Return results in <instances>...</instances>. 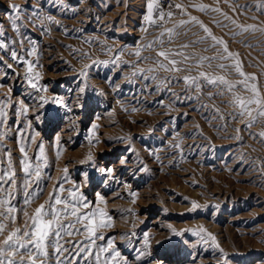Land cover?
Here are the masks:
<instances>
[{"label":"rangeland","instance_id":"374dc122","mask_svg":"<svg viewBox=\"0 0 264 264\" xmlns=\"http://www.w3.org/2000/svg\"><path fill=\"white\" fill-rule=\"evenodd\" d=\"M257 3L264 0H239V3L159 0V8L153 11L156 24L148 25L143 19L146 0H0V23L5 28L0 42L6 44L0 50V101L10 98L12 102L7 107L6 136L0 138V145L5 147L0 151L11 150L16 176L22 177L21 137L17 129L27 126L25 139L35 137L28 157L34 162L37 148L43 143L49 163L44 171L53 177L50 184L45 181L47 192L28 209L29 213L48 200V194L67 169L71 182L64 187L71 189L79 185L80 192L93 205L81 211L97 210L110 218L111 226L97 233L105 240H98L97 244L104 245L112 238L114 243L109 253L117 250L120 256L111 264H264V141L250 135L264 131V118L246 130L249 118L237 121L230 116L238 111L228 106L231 94L225 92L219 97L218 90L211 86L202 87L201 92L187 91L182 82L186 75L206 72L225 77L239 89L243 78L234 67L239 62L245 74L257 78L264 96V31L237 35L240 32L237 25L264 29V15L255 7L243 11L245 5ZM11 4L27 10L23 23L18 22L19 32L8 19ZM32 9L39 15V19L33 18L34 23L28 20ZM160 11L171 13V19L159 20ZM48 16L56 23L45 19ZM193 17L218 40L222 39L236 59L221 60L226 56L223 46L213 47L214 41L200 24L191 22ZM182 21L184 26L175 28ZM170 29L179 33L174 42L169 44L165 35L163 48L158 44L155 48L179 51L188 44L191 47L183 49L186 55L215 56L217 62L210 68L205 62L203 67L191 68L190 72L173 73L160 70L153 63L154 59L165 64L168 61L152 49L141 52L139 59L148 58L144 63L130 55ZM199 40L205 42L197 46L195 42ZM33 45L36 55L29 56L27 53ZM106 48L114 51L105 54ZM120 49L127 51L120 57L119 65H114L111 61ZM13 50L37 65L34 73L39 74V84L47 87L42 93L45 98L49 101L62 98L71 105L70 112L51 103L43 109L35 107L32 101L35 90L24 79L25 66H18L9 57ZM170 59L181 61L183 57ZM95 60L109 63L88 69L91 87L86 90L83 107H78L75 98L82 86L79 73ZM196 63L197 59H190L177 67L186 69ZM220 63L225 65V70H220ZM134 64L138 69H157L152 75L161 79H176L160 87L159 79L149 83L133 75L136 70L129 65ZM177 80L181 82L176 83ZM99 92L104 95H98ZM237 95L249 98L252 94L241 90ZM20 101L30 105L27 115L14 114ZM134 108L137 111L133 112ZM38 113L43 115L35 119ZM93 124L98 126L99 142L95 147L88 140ZM181 140L182 158L171 148ZM130 145L135 154L129 150ZM58 146L63 149L59 156ZM90 153L92 161L88 160ZM137 155L148 171L139 170ZM122 158L128 163L121 164ZM109 167L114 169V175L105 178L98 169ZM191 201L201 207L192 210ZM17 226H21L19 219ZM172 229L182 235H172ZM201 229L205 230L202 236L210 233L215 237L219 248L211 240L205 244L192 234ZM145 234L149 238L148 247L143 243ZM220 249L227 254V262L221 258Z\"/></svg>","mask_w":264,"mask_h":264},{"label":"snow or ice","instance_id":"6c2138e0","mask_svg":"<svg viewBox=\"0 0 264 264\" xmlns=\"http://www.w3.org/2000/svg\"><path fill=\"white\" fill-rule=\"evenodd\" d=\"M236 3H239V0H235ZM10 15L8 19L10 21L11 27L19 32L20 23H23V16L26 13V9L21 8L19 5L11 4L10 6ZM176 8H181V5H174ZM250 7H255V9L261 14L264 15V3H257L254 6L245 5L243 11H247ZM159 8V0H146V14L143 16V19L148 25H155L156 20L153 19L154 9ZM200 11H207L204 8L198 9ZM211 11H219V9H211ZM235 11V9H234ZM31 15L28 17L29 22L34 23V17L39 19V15L36 9L31 10ZM172 14H165L163 11H160L158 14V19L164 21L166 18L171 19ZM230 19L229 17H225ZM255 19V17H251ZM48 21L56 23L51 16L46 17ZM20 22V23H18ZM191 22L200 24L203 31L208 34L209 37L214 41L213 47L223 46L226 56L221 57L223 59H236L230 52H228L227 45L224 41L218 40L215 36L212 35L210 29L204 26L201 22L197 21L194 17L191 19ZM185 22H181L176 25L175 28H180L184 26ZM235 24V21H232ZM58 27H62L57 25ZM163 27V24L159 25ZM219 26V24H217ZM240 28V32L237 35L243 34V32L250 31H264V29L257 28L256 26L250 25L244 27L242 25H237ZM63 30V29H62ZM147 30L146 28L144 29ZM5 35V28L3 23H0V37ZM168 36V43L171 44L174 42V38L179 35L175 29L166 30L162 32L160 37L154 40L151 44L145 46L144 49H139L130 55H134L138 58L139 63H144L148 58L139 59L141 57V52L148 49H152L157 52L158 57H162L164 60L168 61V64H165L160 59H154L153 63L158 65V68L167 72H181L189 71L191 68H200L203 67L205 62L210 68L212 63L217 62V57H195L188 56L184 53L183 49L191 47V45L184 44L181 46L179 51H164L159 50L154 47V45H160L163 48L165 43L163 37ZM87 42V41H86ZM205 42L204 40L196 41L198 46L200 43ZM23 41H21V44ZM90 43V42H89ZM6 44L0 42V50H4ZM211 49H206L205 51H210ZM114 50L111 48H106L105 54H111ZM127 49H120L116 52V55L113 57L111 63L114 65H119L120 57L124 55ZM29 56L36 55L35 45L27 53ZM86 58L91 59L88 54H85ZM171 56H182L183 60L177 61L170 59ZM10 59H12L18 66L24 65L26 70V75L24 77L25 81L29 86L35 90L32 101L35 107L43 109L49 103L54 105H59L60 107L71 111V105L65 103L62 98H54L51 101L45 98L42 94L47 91L46 86H41L39 84V74L34 73L36 64L31 60L25 59L23 56H20L16 51H11L9 53ZM190 59H197L196 64L188 65V67L180 68L177 67L178 64L184 63L187 64V61ZM108 61H93V65H86L85 69L79 73V79L81 81V87L78 89L80 93L75 99L77 101L78 107H83L84 96L86 90L91 87L88 83L89 73L88 69L98 64H108ZM126 63V62H125ZM171 65V67H169ZM220 70H225V65L220 63ZM11 67V65H9ZM133 68V75L139 76L141 79L147 80L149 83L156 80H160V87H163L167 84L173 83L175 77L163 78L152 73L156 72L157 69H138V65H129ZM238 74L243 78V84L241 88H237V85L230 83L223 76H214L206 72H199L197 75H186L182 78V82L186 85L187 91L201 92L202 87L211 86L214 91H217V96L222 97L225 92L231 94L232 100L229 103V107L238 109L237 112L230 114L231 118L234 120H241L245 117L249 118V122L245 125L246 130L251 129L252 127L260 123L261 118H264V96L261 95L260 89L256 82V77L245 74L242 71L241 65L237 62L234 65ZM203 81V84L201 83ZM181 81L177 80L176 83ZM245 91L251 93V97L244 98L237 95L238 91ZM98 95H104V93L99 92ZM173 95H176L173 93ZM209 99L213 97L209 96ZM10 98H5L3 101H0V138H4L6 133L4 132L5 124L7 123V107L11 104ZM253 105L256 107L253 108ZM207 107V105H205ZM30 105L20 101L16 105L15 115H27ZM127 111L126 109H124ZM114 111V110H113ZM137 109H133V112ZM218 111V110H217ZM255 112V115H253ZM43 113H38L35 119H40ZM222 118V117H221ZM91 135L88 137L91 147H95L99 142L96 133L98 126L93 124L90 126ZM236 131H239L238 129ZM28 132V127L24 129H17V134L21 137L19 141V151L22 153V158L20 160L21 171L23 176L17 178L16 171L12 163L11 150L7 152L0 151V264H111V261L115 260L120 256L119 251L113 250L109 253V250L113 248L112 238H109L105 241L104 245H98V240H105L103 235H98V231L102 228L110 227V218L106 217V214L99 212L97 210L92 211H81L82 209L92 208L93 205L87 201L86 197L80 192V186L74 185L71 189H66L64 185L70 183L71 181L67 175V169L64 170L65 175L57 181L56 187L53 189L52 193L48 194V200L45 203L39 204L35 209H33L30 214L28 209L36 203L38 200L43 199L44 194L47 192V185L45 181L49 184L53 180L52 175L44 171V169L49 167L47 156L43 143H41L37 148V155L34 158V162L31 158L28 157V150L30 146L35 142V137L32 136L29 139H25V136ZM253 139H259L264 141V131L260 133H250ZM174 138V137H173ZM121 142H124L121 138ZM182 140L175 145H171L173 151L182 158L183 150L181 148ZM5 146L0 145V149H3ZM135 154L133 148H129ZM63 151L59 146L57 147V156ZM158 159V157H155ZM171 158V157H170ZM88 160L92 161L93 157L91 153L88 155ZM136 162L141 166L139 170L148 171L147 167L143 165V161L139 159L137 155ZM121 164H126L128 161L124 158L120 160ZM105 178H112L114 175V169L109 168H100L98 169ZM19 179L20 183H17ZM13 189H16L14 192ZM67 192L68 195L64 196L63 193ZM129 195L135 196L136 193H130ZM17 196L20 197V200L17 201ZM134 202V200L132 201ZM190 207L192 210L199 209L201 206L195 201H191ZM20 221L21 226H17V221ZM67 221V222H66ZM188 231V230H185ZM205 230L201 229L195 231L192 234L199 236L203 243L208 244L211 240L212 244L216 248H219V245L215 242V237L211 234L207 236H202L201 232ZM172 235L181 236L182 233L176 231L175 229L171 230ZM83 237L80 240H68V237ZM143 243L145 247L149 246V238L147 234L144 235ZM68 244L70 247H66ZM51 250V252L49 251ZM67 253V255H65ZM221 258L227 262V254L223 252V249H220ZM107 254V255H105ZM143 254V253H141Z\"/></svg>","mask_w":264,"mask_h":264}]
</instances>
